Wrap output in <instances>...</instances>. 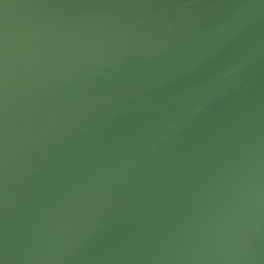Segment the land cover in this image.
Segmentation results:
<instances>
[{"label": "water", "instance_id": "95a60500", "mask_svg": "<svg viewBox=\"0 0 264 264\" xmlns=\"http://www.w3.org/2000/svg\"><path fill=\"white\" fill-rule=\"evenodd\" d=\"M0 264H264V0H0Z\"/></svg>", "mask_w": 264, "mask_h": 264}]
</instances>
